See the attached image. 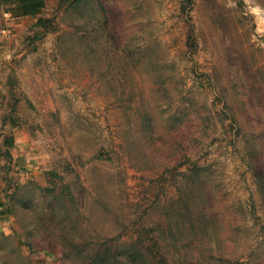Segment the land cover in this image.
Returning <instances> with one entry per match:
<instances>
[{
    "label": "rangeland",
    "instance_id": "obj_1",
    "mask_svg": "<svg viewBox=\"0 0 264 264\" xmlns=\"http://www.w3.org/2000/svg\"><path fill=\"white\" fill-rule=\"evenodd\" d=\"M6 8L0 264H264V0Z\"/></svg>",
    "mask_w": 264,
    "mask_h": 264
},
{
    "label": "trees",
    "instance_id": "obj_2",
    "mask_svg": "<svg viewBox=\"0 0 264 264\" xmlns=\"http://www.w3.org/2000/svg\"><path fill=\"white\" fill-rule=\"evenodd\" d=\"M46 0H0V6L6 5L7 12L15 18L25 15H36L41 12L45 6ZM37 25L44 26L46 19L39 17Z\"/></svg>",
    "mask_w": 264,
    "mask_h": 264
}]
</instances>
